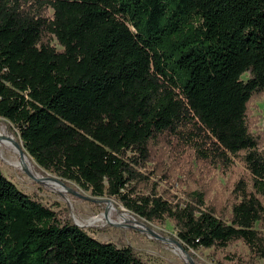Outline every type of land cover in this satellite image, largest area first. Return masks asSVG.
Returning a JSON list of instances; mask_svg holds the SVG:
<instances>
[{"label": "trees", "instance_id": "16d2710c", "mask_svg": "<svg viewBox=\"0 0 264 264\" xmlns=\"http://www.w3.org/2000/svg\"><path fill=\"white\" fill-rule=\"evenodd\" d=\"M262 91L264 0H0V118L24 153L139 218L170 219L185 251L241 241L264 260V152L246 122ZM159 141L226 168L244 152L226 218L198 192L179 204L135 191ZM0 264L148 263L0 169Z\"/></svg>", "mask_w": 264, "mask_h": 264}, {"label": "rangeland", "instance_id": "374dc122", "mask_svg": "<svg viewBox=\"0 0 264 264\" xmlns=\"http://www.w3.org/2000/svg\"><path fill=\"white\" fill-rule=\"evenodd\" d=\"M248 76V73H245L242 78L246 79ZM246 122L250 132L258 137L259 150L264 152V91L251 97L247 105ZM0 134V169L5 176L22 192L35 194L43 203L62 213L67 211L73 222L78 223L79 227L98 240L112 242L118 247L130 245L148 264H264L263 259L252 257L241 241H234L225 249L200 248L185 251L176 238L170 219L156 223L139 218L115 199L92 196L76 183L62 180L45 171L24 153L33 163L34 171L46 178L62 180L65 188L60 190L46 186L36 181L23 166L14 164L16 159H21V155L5 141L13 138L21 151L23 148L17 132L2 118ZM243 153L238 152L232 157L230 165L226 168L197 159L194 150L180 141H159L151 146L144 166L137 167L139 175L134 182V189L137 193H155L163 199L179 204L188 201L198 192L202 194L206 206L226 218L230 213L231 204L235 201L232 192L235 182L241 177H249L242 161ZM261 200L264 204V197ZM102 213L106 214L102 220L85 223L88 218ZM123 213L129 215L127 220L115 223L122 219ZM80 222L86 225L82 226Z\"/></svg>", "mask_w": 264, "mask_h": 264}, {"label": "bare ground", "instance_id": "6f19581e", "mask_svg": "<svg viewBox=\"0 0 264 264\" xmlns=\"http://www.w3.org/2000/svg\"><path fill=\"white\" fill-rule=\"evenodd\" d=\"M2 135V134H0ZM6 144L10 147H13L16 151H18L21 155V159H16L14 161V164L15 165H21L25 168V170L32 176V177H35L34 179L38 182H41L43 183L44 185L46 186H49V187H55V188H58L60 190H64V186L58 182V181H53V180H50L44 176H42L39 172H36L34 171V166H33V163L31 162V160L24 154L22 153L21 149L19 148V146L16 144L15 140L13 138L11 139H8L5 141ZM34 174V175H33ZM62 186H60V185ZM123 216L121 217L122 219H120L118 222H115V223H121L122 221H126L127 220V217L129 216L127 213H123L122 214ZM106 216V214L102 213L101 215H98V216H94V217H91V218H88L86 220L85 223H93L95 221H98V220H102V218ZM109 217V216H108ZM110 218V217H109ZM80 224L83 226V225H86L82 222H80Z\"/></svg>", "mask_w": 264, "mask_h": 264}, {"label": "water", "instance_id": "95a60500", "mask_svg": "<svg viewBox=\"0 0 264 264\" xmlns=\"http://www.w3.org/2000/svg\"><path fill=\"white\" fill-rule=\"evenodd\" d=\"M17 144H18V143H17ZM22 153H24V151H22ZM47 178L57 180V181L60 182V183L64 186V188H65L64 182H63L62 180L57 179V178H53V177H47ZM73 223H74L75 225L79 226V224L76 223L75 221H74Z\"/></svg>", "mask_w": 264, "mask_h": 264}]
</instances>
